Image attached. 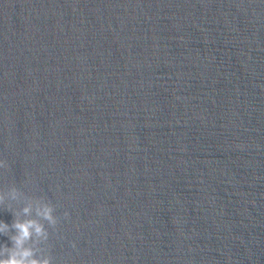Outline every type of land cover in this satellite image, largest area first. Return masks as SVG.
I'll return each mask as SVG.
<instances>
[{"label":"water","instance_id":"95a60500","mask_svg":"<svg viewBox=\"0 0 264 264\" xmlns=\"http://www.w3.org/2000/svg\"><path fill=\"white\" fill-rule=\"evenodd\" d=\"M0 160L52 264H264V0H0Z\"/></svg>","mask_w":264,"mask_h":264},{"label":"clouds","instance_id":"9594fccd","mask_svg":"<svg viewBox=\"0 0 264 264\" xmlns=\"http://www.w3.org/2000/svg\"><path fill=\"white\" fill-rule=\"evenodd\" d=\"M3 167H6V162L0 160V168ZM22 196L24 193L15 186L7 193L0 191V206L7 205L14 217L11 224L0 221V234L8 236L11 241V247L7 244L0 246V264H52L51 257L37 255L31 245L48 239V229L41 221L54 228L58 222L54 215L55 208L43 198L28 197V202L17 212L10 202H16ZM21 214L24 219L19 218Z\"/></svg>","mask_w":264,"mask_h":264}]
</instances>
